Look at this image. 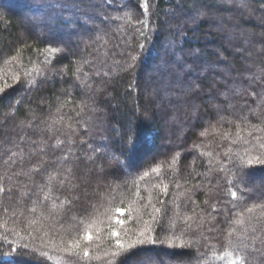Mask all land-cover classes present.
<instances>
[{"label": "trees", "instance_id": "trees-1", "mask_svg": "<svg viewBox=\"0 0 264 264\" xmlns=\"http://www.w3.org/2000/svg\"><path fill=\"white\" fill-rule=\"evenodd\" d=\"M241 258L264 264V0H0V264Z\"/></svg>", "mask_w": 264, "mask_h": 264}, {"label": "snow or ice", "instance_id": "snow-or-ice-1", "mask_svg": "<svg viewBox=\"0 0 264 264\" xmlns=\"http://www.w3.org/2000/svg\"><path fill=\"white\" fill-rule=\"evenodd\" d=\"M53 51H55V49H53ZM233 197H235L236 193L233 192L232 193ZM126 209L124 208H117L116 209V213L117 215L113 218V221H114V224L115 225H120L121 227H123L127 221L123 218L125 215H126ZM156 211H160V209H156ZM120 232L115 228V227H112L111 228V236L113 238H115V243H116V247L118 249H123V250H127V249H124V243L119 239L120 237ZM141 235H143V233H141ZM84 239L88 242H91L93 240V235L91 232H88L85 234L84 236ZM133 245L132 244H129L128 245V249H131ZM70 248H76V249H79L81 247V244H80V240H75L74 242H72L70 245H69ZM83 256L84 257H88L89 256V251L88 249L85 247L83 248ZM119 253L118 252H114L113 255H118ZM226 255L228 256H231L232 254L231 253H226ZM233 264H235V262H233ZM241 264H242V258H241Z\"/></svg>", "mask_w": 264, "mask_h": 264}, {"label": "rangeland", "instance_id": "rangeland-1", "mask_svg": "<svg viewBox=\"0 0 264 264\" xmlns=\"http://www.w3.org/2000/svg\"><path fill=\"white\" fill-rule=\"evenodd\" d=\"M200 122H202V120Z\"/></svg>", "mask_w": 264, "mask_h": 264}]
</instances>
